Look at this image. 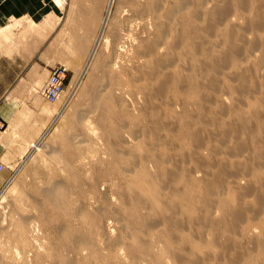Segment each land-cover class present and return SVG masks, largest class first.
<instances>
[{
    "label": "rangeland",
    "instance_id": "obj_1",
    "mask_svg": "<svg viewBox=\"0 0 264 264\" xmlns=\"http://www.w3.org/2000/svg\"><path fill=\"white\" fill-rule=\"evenodd\" d=\"M51 1L71 9L57 44L85 55L57 59L56 104L50 73L19 81L7 66L0 194L22 168L0 195V264H264V0H165L163 51L141 60L153 23L138 21L142 0H117L85 74L103 20L84 41L78 0Z\"/></svg>",
    "mask_w": 264,
    "mask_h": 264
},
{
    "label": "crops",
    "instance_id": "obj_2",
    "mask_svg": "<svg viewBox=\"0 0 264 264\" xmlns=\"http://www.w3.org/2000/svg\"><path fill=\"white\" fill-rule=\"evenodd\" d=\"M69 10H71L70 7L65 11H60L51 0H0V84L4 83V88H0L1 99L4 96L3 92L5 93L9 89L7 66L11 62L10 60H16L17 65L13 72L22 76L19 81H26V79L31 80L32 75L36 72L50 73L53 68L61 64H57L58 58L74 55L83 57L85 55L84 52L81 54L78 51L76 54L67 53L65 48L57 44L59 36L62 34L59 31V26H54L53 29L52 25L55 17L58 16L66 21ZM104 10V0H88L87 2L78 0L76 10L71 11L72 20L88 22L91 27V32L86 37H81L82 40H94L104 18ZM9 28H12V32L8 38H5ZM60 39L65 40L64 38ZM0 118L1 125L6 127L8 134L11 125L16 122L8 114ZM22 130L24 132V134H20L22 136L27 134L32 136L35 132L33 128L28 129L26 123L22 126ZM5 146L8 147L5 144H0V163H2L6 151ZM5 171L0 176V187L5 181Z\"/></svg>",
    "mask_w": 264,
    "mask_h": 264
},
{
    "label": "bare ground",
    "instance_id": "obj_3",
    "mask_svg": "<svg viewBox=\"0 0 264 264\" xmlns=\"http://www.w3.org/2000/svg\"><path fill=\"white\" fill-rule=\"evenodd\" d=\"M117 0H109L108 1V10L107 13L103 19V22L101 24L100 30H99V34L97 36V40L95 42L94 48L91 52V55H89V59L87 61V66L83 71V74H85L87 72V68L88 66L91 64V62L93 61L96 52L98 50V47L100 45L101 42H105L107 45V42L109 41V39H107L105 37L106 33H107V29L109 26V21H110V17H111V10L114 6V4L116 3ZM55 2L57 3L58 7L62 8V4H63V0H55ZM164 2L165 0H142L139 3V14H138V21H152L153 26H154V32L151 34L150 37V42H148L147 47H142L141 45H143L141 43V45L139 44L137 47L132 48L134 49L135 52V58L141 60L144 59L147 56V53L149 51H158V52H162L163 51V47H164V42H165V36L167 35V19H168V11L164 8ZM135 4V3H134ZM179 6H180V2H178L174 8L172 9L171 12V16H173L174 14H177L179 11ZM216 13H218L216 11ZM137 21V19H136ZM138 23V22H137ZM145 23V22H144ZM151 23V24H152ZM55 24V23H53ZM139 24V23H138ZM131 25V24H130ZM141 25V24H140ZM112 26V25H111ZM137 27V26H135ZM138 29V28H137ZM132 36V35H131ZM148 36V35H147ZM128 37V36H127ZM128 39V38H127ZM131 39V38H130ZM129 39V40H130ZM108 40V41H107ZM138 40V39H137ZM135 41V40H134ZM110 42H108L109 44ZM131 43H134L133 40H131ZM145 43V42H144ZM127 46V45H126ZM120 47V46H119ZM124 46H121L120 48L122 49ZM124 49V48H123ZM122 49V50H123ZM129 52V51H128ZM133 52V51H132ZM63 66V65H61ZM65 67V66H64ZM67 68V67H66ZM68 69V68H67ZM69 72V71H68ZM82 74V73H81ZM50 76V75H49ZM82 76V75H81ZM49 78V77H48ZM48 80V79H47ZM46 84V83H45ZM45 87V86H44ZM63 98V96H62ZM61 98V99H62ZM60 99V100H61ZM45 100V99H44ZM59 100V101H60ZM46 101V100H45ZM47 102V101H46ZM49 103V102H47ZM51 104V103H49ZM55 104V103H54ZM66 106V105H65ZM65 110V109H64ZM63 109L56 115V117L54 118V121L51 123V125L49 126V128L46 130L45 133H43V135L40 137V139L38 140V142L35 143L36 144H28L30 146H33L31 148L35 149H40V143L44 142L45 139L47 138L48 134H50V131L54 130L58 121L62 118L63 115ZM58 119V121H57ZM30 148V149H31ZM33 151V150H32ZM258 151V150H257ZM261 153V152H259ZM263 153V151H262ZM24 162V161H23ZM4 164V163H3ZM5 165V164H4ZM6 169L8 168L7 165ZM19 167V166H18ZM22 167H20L19 169L16 170L15 175L9 180V182L6 184V186L4 187V189L2 190L1 194L2 195L4 192H6L8 189H10V187L14 184V180L16 175H18L19 170ZM5 169V170H6ZM4 170V171H5ZM3 171V172H4ZM2 172V173H3ZM2 175V174H1ZM0 175V176H1ZM141 175H138V177ZM145 176V175H144ZM264 182V181H263Z\"/></svg>",
    "mask_w": 264,
    "mask_h": 264
},
{
    "label": "built area",
    "instance_id": "obj_4",
    "mask_svg": "<svg viewBox=\"0 0 264 264\" xmlns=\"http://www.w3.org/2000/svg\"><path fill=\"white\" fill-rule=\"evenodd\" d=\"M68 80V69L64 66H57L50 72V76L42 90V97L51 104H56L65 94V87ZM6 169L3 163H0V175Z\"/></svg>",
    "mask_w": 264,
    "mask_h": 264
}]
</instances>
